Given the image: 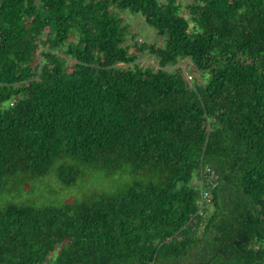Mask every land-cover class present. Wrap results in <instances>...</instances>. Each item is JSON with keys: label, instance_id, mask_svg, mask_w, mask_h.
<instances>
[{"label": "trees", "instance_id": "16d2710c", "mask_svg": "<svg viewBox=\"0 0 264 264\" xmlns=\"http://www.w3.org/2000/svg\"><path fill=\"white\" fill-rule=\"evenodd\" d=\"M118 9L164 43L131 52ZM189 9L0 0V264H264V0ZM142 51L158 66H139ZM185 58L204 83L170 69ZM206 167L204 216L192 181ZM88 170L117 188L23 198L35 179L74 187Z\"/></svg>", "mask_w": 264, "mask_h": 264}, {"label": "rangeland", "instance_id": "374dc122", "mask_svg": "<svg viewBox=\"0 0 264 264\" xmlns=\"http://www.w3.org/2000/svg\"><path fill=\"white\" fill-rule=\"evenodd\" d=\"M166 2V0H160ZM181 5V12L188 18L191 17L189 4L192 0H177ZM122 16L127 26V44L131 46L130 51L134 52L135 47L141 43H156L162 45L164 43L163 37L152 28L145 20L141 13H132L128 10H117ZM139 56L136 63L139 66H158L156 58L148 51L138 52ZM125 65V64H124ZM133 65L126 64L125 66ZM181 67L183 73L187 76L191 83H204L205 79L190 58L180 59L179 62L170 69L175 70L176 67ZM191 76V77H190ZM85 172V171H84ZM86 177L89 179H81L74 187H65L55 176H46L41 179H35L30 182L29 189L23 193V198L29 197L28 201L32 203L41 204V201L64 203L69 199H77L86 192L92 190H107L112 191L117 188L114 182L115 177L118 176H104L99 172L86 171ZM193 185H197L198 181L193 180Z\"/></svg>", "mask_w": 264, "mask_h": 264}, {"label": "built area", "instance_id": "2783aa9c", "mask_svg": "<svg viewBox=\"0 0 264 264\" xmlns=\"http://www.w3.org/2000/svg\"><path fill=\"white\" fill-rule=\"evenodd\" d=\"M191 77V76H190ZM218 175L215 170L211 168L202 169V177L197 179L198 184L196 186L201 188V197L198 200L200 207V213L205 216L207 209L212 205V188L217 186ZM203 227V224L201 225ZM43 264H60L56 260H48Z\"/></svg>", "mask_w": 264, "mask_h": 264}]
</instances>
